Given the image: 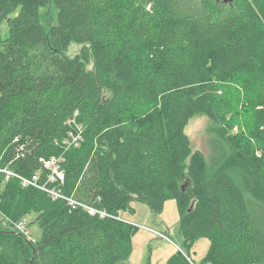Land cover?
<instances>
[{"label": "trees", "instance_id": "16d2710c", "mask_svg": "<svg viewBox=\"0 0 264 264\" xmlns=\"http://www.w3.org/2000/svg\"><path fill=\"white\" fill-rule=\"evenodd\" d=\"M224 1L0 0L2 165L31 177L80 134L62 191L110 214L0 175V212H33L42 230L30 241L0 225V264L126 261L136 229L117 215L133 199L154 212L175 200L187 248L210 241L200 264H264V0ZM72 43L83 48L68 57ZM196 115L214 125L206 153L185 132Z\"/></svg>", "mask_w": 264, "mask_h": 264}, {"label": "rangeland", "instance_id": "374dc122", "mask_svg": "<svg viewBox=\"0 0 264 264\" xmlns=\"http://www.w3.org/2000/svg\"><path fill=\"white\" fill-rule=\"evenodd\" d=\"M199 2L200 0H182L181 5L185 11L190 12L199 7ZM231 13L232 7L225 6L223 17H228ZM57 14L58 10L53 3L40 9L41 23L47 31L56 24ZM7 31L8 25L3 22L0 25L1 35L4 36ZM82 48L83 45L72 43L65 55L75 57L80 54ZM87 68L92 69V62L87 65ZM213 127V123L205 115H196L189 121L185 132L190 138L194 151L201 150L206 153L205 139ZM36 217L37 215L33 212L24 217L28 224L29 234L33 239L40 238L42 233ZM120 218L132 225L136 232L133 236L131 256L128 260L117 264H167L178 253L188 256V260H191L193 264H200L210 248V241L206 238L199 239L190 249L187 248L184 235L180 230L177 204L173 199L166 201L161 212H154L146 203L133 199L121 211ZM1 220L0 216V222Z\"/></svg>", "mask_w": 264, "mask_h": 264}, {"label": "built area", "instance_id": "2783aa9c", "mask_svg": "<svg viewBox=\"0 0 264 264\" xmlns=\"http://www.w3.org/2000/svg\"><path fill=\"white\" fill-rule=\"evenodd\" d=\"M15 140H18L16 138ZM80 140V134L74 136V133H71L68 138L63 141L64 151L60 155H54L50 158L41 161L43 168L41 170L34 173L31 177L24 176L20 173L14 171L10 164L11 162L3 166L0 159V175H3V183L6 184L12 179H17L20 181L21 185L24 188H34L45 192L48 196H50L54 200H64L68 206L74 208L82 207L89 214L99 215L100 217H108L110 214L102 209H97L96 207L86 205L78 200L74 199V196H66L61 188L63 185L64 177H65V169L64 163L66 161L65 152L74 144H77ZM1 203V200H0ZM121 211L118 212L117 218H120ZM0 216L2 220L0 225L2 228L16 233H21L24 237H26L30 241H34L28 229V224L25 222L24 218L19 221H14L6 216H4L0 212ZM191 261V260H190ZM193 264V262H191Z\"/></svg>", "mask_w": 264, "mask_h": 264}, {"label": "water", "instance_id": "95a60500", "mask_svg": "<svg viewBox=\"0 0 264 264\" xmlns=\"http://www.w3.org/2000/svg\"><path fill=\"white\" fill-rule=\"evenodd\" d=\"M224 2L227 3V0H225ZM11 234H16V235H19V236H23L21 233H16V232H10Z\"/></svg>", "mask_w": 264, "mask_h": 264}, {"label": "bare ground", "instance_id": "6f19581e", "mask_svg": "<svg viewBox=\"0 0 264 264\" xmlns=\"http://www.w3.org/2000/svg\"><path fill=\"white\" fill-rule=\"evenodd\" d=\"M61 141V140H60Z\"/></svg>", "mask_w": 264, "mask_h": 264}]
</instances>
